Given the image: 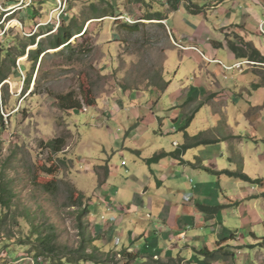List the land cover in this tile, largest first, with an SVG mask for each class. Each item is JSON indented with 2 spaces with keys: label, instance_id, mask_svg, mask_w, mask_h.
Returning <instances> with one entry per match:
<instances>
[{
  "label": "rangeland",
  "instance_id": "1",
  "mask_svg": "<svg viewBox=\"0 0 264 264\" xmlns=\"http://www.w3.org/2000/svg\"><path fill=\"white\" fill-rule=\"evenodd\" d=\"M170 5V0H0V63L10 75L6 79L7 102L1 106L5 125L0 126V264H96L68 262L79 256L81 223L86 226L88 250L105 259L103 264H160L150 257L123 259V248L115 249L107 240L101 245L98 223L104 221L102 196L120 199L128 206L136 202L137 193L144 202L158 193L161 182L154 179L143 157L152 156L161 143L172 148L180 135L151 130L144 153L138 156L125 137V128L131 124L126 122V112L115 115L118 104L125 102L128 107L131 99L125 94L137 92L136 102L142 111L153 109L166 116L170 104L166 100L154 104L161 98L165 81L192 86L205 69H213L211 64H199L189 51L171 49L177 45L166 25L140 20ZM186 12V8L181 10L179 17H187ZM122 15L139 21V26L126 25L136 22L130 23ZM59 25L74 32L83 27L85 32L71 40L78 47L72 54L66 47L49 48L35 68L27 54L38 47L31 44L32 37L48 45L49 34ZM258 39L264 46V37ZM8 48L11 56L6 54ZM23 49L26 56L20 55ZM13 56L16 67L12 69ZM260 67L255 70L264 71V66ZM234 73L230 71V75ZM68 95L82 101V107L63 109L59 103ZM87 97L94 98L95 104H86ZM164 120L167 127L175 123L168 116ZM147 122L151 125L149 119ZM58 137H64L66 144L55 152L48 141ZM190 139L197 141L198 137ZM105 160L113 169L110 183L120 193L102 189ZM49 183L47 190L45 184ZM2 187L7 190L6 205L1 199ZM80 196L84 204L75 205ZM170 197L180 202L179 196ZM86 206L90 211L82 215ZM145 214L143 211L139 223L128 214L127 219L132 216L134 223L126 226L138 232L148 227ZM46 235L52 238L51 251H44L39 240ZM138 241L135 245L142 249L146 241ZM103 243H109L108 247ZM169 258L165 262L170 263ZM256 261L253 255L247 263Z\"/></svg>",
  "mask_w": 264,
  "mask_h": 264
},
{
  "label": "crops",
  "instance_id": "2",
  "mask_svg": "<svg viewBox=\"0 0 264 264\" xmlns=\"http://www.w3.org/2000/svg\"><path fill=\"white\" fill-rule=\"evenodd\" d=\"M200 1L203 4L182 0L177 9L171 6L162 9L165 16L162 22L172 40L188 47L181 49L176 44L177 47L171 49L189 51L199 64H211L213 68L205 69L202 78L195 79L192 86L168 82L161 98L154 101L156 106L161 100L170 104L166 116L175 122L173 126L167 127L166 116L153 109L149 113L142 111L136 102L137 92L125 94L131 99L128 107L121 101L122 105L115 108L118 117L123 110L126 112V122L131 124L125 128V137L138 156L142 157L151 130L158 134L180 133L179 138L173 140L172 148L161 143L153 155L176 150L182 153L150 164L151 174L161 182L162 188L148 201L139 199V193L135 196L136 202L128 206L111 196L100 197L105 213L101 217L104 221L97 222L99 242L102 245V241L107 240L115 249L140 252L142 259L181 257V264H261L264 262V71L255 68H261L264 62L238 58L229 40L241 42L243 38L264 56L263 42L258 39L264 37L260 28L264 23V0ZM184 8L188 16L179 17ZM192 46L198 47L205 56ZM247 60L254 63L246 64L243 71L237 67L227 68ZM232 70L235 73L230 75ZM157 125L159 131L154 129ZM200 134H203L202 139ZM193 137L198 140L191 141ZM152 156L143 159L146 161ZM102 165L105 171V166L109 170L102 180V189L120 193L121 190L110 183L113 169L109 161L105 160ZM230 171L243 172L251 179ZM172 194L179 196L180 202L173 201ZM201 205L219 208L207 212ZM143 211H146L145 219L149 220L148 227H141L138 232L131 225L126 226L128 222L134 223L132 216L138 220L135 223L143 221ZM128 214L132 215L130 219H127ZM138 239V243L146 241L142 249L135 245ZM103 245L108 247L109 243ZM203 248L222 249L230 256L207 260L198 252ZM253 255L258 261L247 263Z\"/></svg>",
  "mask_w": 264,
  "mask_h": 264
},
{
  "label": "trees",
  "instance_id": "3",
  "mask_svg": "<svg viewBox=\"0 0 264 264\" xmlns=\"http://www.w3.org/2000/svg\"><path fill=\"white\" fill-rule=\"evenodd\" d=\"M171 2V8L173 7L174 9H177L178 7V3L181 2V0H170ZM142 19H147V20H158V22H151V23H159L161 26L165 27V24L162 22L163 19H165L164 16V12L159 10L156 12H151L149 14H146L144 17H142ZM139 21H137L135 24H129L126 22V25H129L131 27L136 28L137 26H139ZM85 32V30L83 29V27H80L79 30L77 32L71 31L67 28H65L63 25H59L58 28L55 30V32H53L52 34H49L50 38H49V44L46 45L42 40L37 41L36 37L33 36L32 40H31V44H38V47L35 49H31L29 50L28 57L30 60H32L34 62V67L36 68V65L39 61V58L42 57V59L46 56V54L48 52L47 49L49 48H59V47H66V49L68 50L69 53H74L76 48L78 47V45H75L72 43V38L77 35V34H81ZM229 46L231 48V50L235 53V55L238 58H242V57H249L251 60L254 61H258V62H264V56L261 53V51L256 48L253 43L251 42H247L245 41L243 38L241 39V42H237L234 40H229ZM7 56H11L12 55V51L11 49H7L6 52ZM20 55L26 56V51L25 49H23L20 53ZM42 61V60H41ZM2 63H0V85L3 81H5L10 75L8 73V71L4 70ZM13 67H16V61H15V57L13 56L11 59V68L13 69ZM29 84V81H28ZM168 82L165 81V85L163 87H161L162 90H164L167 86ZM6 88H7V83L3 84V86L1 87V95H0V126H4L5 124V118L4 115L1 112V106H4L7 102V92H6ZM86 104L88 105H94L95 104V99L94 98H86L85 100ZM59 105L66 110H70V109H74V108H81L83 105L82 101L80 100H74L70 97V95L66 96L65 99L63 101H60ZM10 116V115H9ZM204 140H200L199 142H203ZM66 144V140L64 137H58L55 139H52L50 141H48V145L51 146L52 150L55 152H59L61 151L64 146ZM182 153V150H176L174 152H160V153H156L154 154L152 157L147 158L146 162L151 164L154 162L159 161L160 159H162L165 156H179ZM106 171V177L109 174V170H108V166H105ZM233 175L245 178L250 180L251 178L243 173V172H229ZM52 185L51 183L49 184H45V188L47 190L50 189V186ZM1 199L2 201L6 204L9 203L8 200L5 199V194L7 192L6 188L2 187L1 188ZM83 196V194H82ZM81 197V196H80ZM83 199L81 197L80 200H77V202H75V205L81 206L83 205ZM87 205V204H86ZM89 205V204H88ZM201 209H205L207 212L210 210H214L217 209L219 207H206L201 205L200 206ZM89 206H86L85 209L82 210L81 214L83 215L84 212H89ZM80 233H81V245L80 248L77 250L79 253V256L75 259H68V262H74V261H91L94 262L96 264H103L106 263L107 261L103 258H101L100 256L97 255V253L95 251H89L87 248V243L89 242V238L86 235V226H84L82 223L80 224ZM99 239V238H98ZM42 246H43V250L45 251H51L54 249V246L52 244V238L50 237V235H46V236H41L39 238ZM97 249V248H96ZM199 254L204 255L205 258L208 259H217L220 257H227L230 256L229 252H226L222 249H216V250H210L209 248H203L200 249ZM121 254H123V259H130V260H139L140 258V252H131L128 251L127 248H123L120 251ZM152 260H154L155 258L153 256L150 257ZM169 262H165V260L162 259H155L154 261H157V263L160 264H181L182 262V258L181 257H177V258H169ZM129 261V260H128ZM129 262H126L125 264H128Z\"/></svg>",
  "mask_w": 264,
  "mask_h": 264
},
{
  "label": "built area",
  "instance_id": "4",
  "mask_svg": "<svg viewBox=\"0 0 264 264\" xmlns=\"http://www.w3.org/2000/svg\"><path fill=\"white\" fill-rule=\"evenodd\" d=\"M121 18L126 19V20L129 21L130 23H134V22H136L135 20H133L132 17H129V16H127V15H126V16L122 15ZM263 24H264V23H261V24H260V28H261L262 33L264 34ZM176 44H177L181 49H187V48H188L187 46H184V45H182V44H179V43H176ZM192 48H194V49L197 50L199 53H201L203 56H205L204 53L201 52V50H200L198 47H196V46H192ZM214 61L221 62L220 60H214ZM249 63H254V62H253V61H249V60H247V61H239V62L235 63L234 66L227 67V68L237 67V68H239L240 70H243V65H244V64H249ZM175 144H177V142H175ZM185 198H186L187 200H189V196H186Z\"/></svg>",
  "mask_w": 264,
  "mask_h": 264
},
{
  "label": "water",
  "instance_id": "5",
  "mask_svg": "<svg viewBox=\"0 0 264 264\" xmlns=\"http://www.w3.org/2000/svg\"><path fill=\"white\" fill-rule=\"evenodd\" d=\"M7 82H8L7 80L3 81V82L1 83V85H0V89H1V87L3 86V84H5V83H7Z\"/></svg>",
  "mask_w": 264,
  "mask_h": 264
},
{
  "label": "bare ground",
  "instance_id": "6",
  "mask_svg": "<svg viewBox=\"0 0 264 264\" xmlns=\"http://www.w3.org/2000/svg\"><path fill=\"white\" fill-rule=\"evenodd\" d=\"M87 24H90V22H88ZM54 50V49H53Z\"/></svg>",
  "mask_w": 264,
  "mask_h": 264
}]
</instances>
